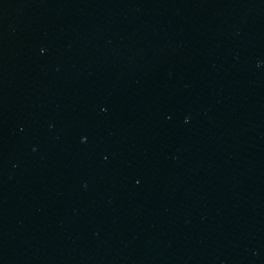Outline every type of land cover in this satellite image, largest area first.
<instances>
[{
    "label": "water",
    "instance_id": "1",
    "mask_svg": "<svg viewBox=\"0 0 264 264\" xmlns=\"http://www.w3.org/2000/svg\"><path fill=\"white\" fill-rule=\"evenodd\" d=\"M0 264H264V0H0Z\"/></svg>",
    "mask_w": 264,
    "mask_h": 264
}]
</instances>
